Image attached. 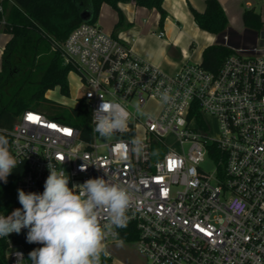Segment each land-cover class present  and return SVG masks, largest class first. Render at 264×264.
I'll use <instances>...</instances> for the list:
<instances>
[{"label": "built area", "instance_id": "1", "mask_svg": "<svg viewBox=\"0 0 264 264\" xmlns=\"http://www.w3.org/2000/svg\"><path fill=\"white\" fill-rule=\"evenodd\" d=\"M6 1L0 0L2 24ZM232 48L217 72L187 62L169 74L125 38L97 22L80 23L62 42V57L79 77L76 107L82 101L88 107L90 138L42 111L24 110L2 130L11 138L16 168L24 170L17 188L42 194L49 164L65 171L69 188L107 179L105 171L113 183L130 187L126 225L136 226L137 249L148 264H264V44ZM165 90L168 102L161 99ZM101 97L129 113L127 130L105 141L92 119ZM136 136L142 152L123 159L117 145ZM208 160L211 172L201 167ZM100 222H106L103 213ZM27 231L0 237L8 242V264H28L30 247L43 246L28 243ZM119 234L114 228L104 242L121 241ZM108 258L102 254L101 264Z\"/></svg>", "mask_w": 264, "mask_h": 264}, {"label": "trees", "instance_id": "2", "mask_svg": "<svg viewBox=\"0 0 264 264\" xmlns=\"http://www.w3.org/2000/svg\"><path fill=\"white\" fill-rule=\"evenodd\" d=\"M119 1H133L138 6L155 8L160 13L159 26L163 27L167 11L164 0H8L5 2V23L0 22V31L8 33L0 68V134L9 139L6 130L12 128L16 118L26 109L39 110L48 102L52 108L62 107L49 100L46 92L59 86L64 95L69 94L68 74L71 68L64 64L62 42L80 23L84 22L81 12L93 9L91 22H96L101 6L111 5L118 11ZM197 26L216 35L215 43L207 45L202 54L201 66L217 72L224 60L234 53V49L225 43L227 35H237L229 26L226 12L219 0H205L202 11L190 5ZM2 15L0 14V18ZM124 17L119 11L118 25ZM244 26L257 34L264 26V20L255 8H246L243 12ZM52 117L69 123L82 130V136L90 138V112L82 101L69 114L42 111ZM5 130V131H2ZM24 174L22 167L13 169L7 182L0 181V212L13 211L14 206L22 208L18 200V180ZM121 241H136L138 230L133 223L120 228ZM8 242L0 239V264H8L6 252ZM34 250L30 247L29 253ZM28 264L32 261L27 256ZM102 264H107L105 261Z\"/></svg>", "mask_w": 264, "mask_h": 264}, {"label": "clouds", "instance_id": "3", "mask_svg": "<svg viewBox=\"0 0 264 264\" xmlns=\"http://www.w3.org/2000/svg\"><path fill=\"white\" fill-rule=\"evenodd\" d=\"M160 95L163 102L170 100L168 90ZM101 98L92 119L94 132L107 140L127 130L129 113L122 105ZM137 112H140L138 105ZM143 147L140 136L117 145L125 160L129 151L139 155ZM17 164L9 139L0 134V181L6 183ZM48 167L50 174L42 194L18 189L22 208L8 216L0 214V237L28 229L27 242L43 245L29 253L32 264H101V255H107L104 244L107 235L114 228L126 226L130 187L113 183L104 171L107 179L92 178L69 188L65 171H56L50 164ZM102 213L106 220L103 225ZM17 256L23 257V253L18 252Z\"/></svg>", "mask_w": 264, "mask_h": 264}, {"label": "crops", "instance_id": "4", "mask_svg": "<svg viewBox=\"0 0 264 264\" xmlns=\"http://www.w3.org/2000/svg\"><path fill=\"white\" fill-rule=\"evenodd\" d=\"M190 5L202 11L205 0H164L167 17L163 27L159 26L160 13L155 8L138 6L133 1L118 2V9L124 17L121 25L117 26L119 11L107 3L101 6L99 17H108L111 23L106 26L110 27L111 33L125 38L137 55L171 74L187 62L200 63L204 48L218 39L197 26ZM147 21L153 24L145 26ZM159 30L164 31L163 37L158 36ZM198 36L205 38L200 46L195 41ZM8 39L9 35L5 32L2 52ZM198 58L200 61H197ZM106 253L109 255L107 262L113 264L110 253Z\"/></svg>", "mask_w": 264, "mask_h": 264}, {"label": "rangeland", "instance_id": "5", "mask_svg": "<svg viewBox=\"0 0 264 264\" xmlns=\"http://www.w3.org/2000/svg\"><path fill=\"white\" fill-rule=\"evenodd\" d=\"M229 22V26L237 33V35H227V43L231 47L243 46L254 43L255 40L258 42L261 40L264 44V26L261 31L257 34L254 30H251L244 26L243 22V12L246 8L253 7L257 12H259L264 19V0H220ZM96 22L106 31L111 32L109 26L106 24L111 23V20L108 17L101 18L98 17ZM153 22H145L144 25L150 26ZM5 39V32L0 31V68L2 62V44ZM224 40L226 41L225 37ZM198 46L202 45L205 41L203 36H198L195 40ZM197 61H200L199 58ZM194 63V62H190ZM69 82V94L64 95L61 93L59 86H56L53 89H50L46 92V97L58 104L59 108H52L51 104L46 102L42 104L39 108L41 111H52L55 113L69 114L72 108H75L77 105L76 98L82 95V89L80 88L79 77L74 71H70L68 74ZM154 108H157L159 105L157 103L151 104ZM209 122L213 127V134H216L217 122L214 117H209ZM112 138V137H111ZM99 141H105L104 138H101L98 134ZM109 140V139H107ZM205 171L211 172L214 169V164L211 161H206L201 166ZM105 243V242H104ZM106 252H109L113 264H148V259L139 252L135 241H118V242H106L105 246Z\"/></svg>", "mask_w": 264, "mask_h": 264}, {"label": "water", "instance_id": "6", "mask_svg": "<svg viewBox=\"0 0 264 264\" xmlns=\"http://www.w3.org/2000/svg\"><path fill=\"white\" fill-rule=\"evenodd\" d=\"M93 17V9L87 8L81 12V18L84 22L91 21Z\"/></svg>", "mask_w": 264, "mask_h": 264}, {"label": "snow or ice", "instance_id": "7", "mask_svg": "<svg viewBox=\"0 0 264 264\" xmlns=\"http://www.w3.org/2000/svg\"><path fill=\"white\" fill-rule=\"evenodd\" d=\"M29 119H30V120H31V119H34V117H31V116H30ZM68 134L71 135V133H68ZM197 227H198V226H197ZM200 231H204V229L201 228Z\"/></svg>", "mask_w": 264, "mask_h": 264}]
</instances>
